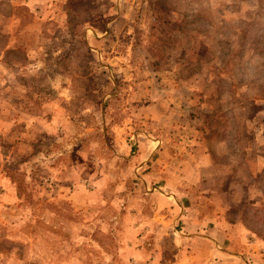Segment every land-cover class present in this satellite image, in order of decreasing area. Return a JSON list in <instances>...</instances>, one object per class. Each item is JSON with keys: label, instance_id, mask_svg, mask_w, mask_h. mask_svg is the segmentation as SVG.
I'll use <instances>...</instances> for the list:
<instances>
[{"label": "rangeland", "instance_id": "rangeland-1", "mask_svg": "<svg viewBox=\"0 0 264 264\" xmlns=\"http://www.w3.org/2000/svg\"><path fill=\"white\" fill-rule=\"evenodd\" d=\"M0 34V264H237L264 206V0H0Z\"/></svg>", "mask_w": 264, "mask_h": 264}, {"label": "trees", "instance_id": "trees-1", "mask_svg": "<svg viewBox=\"0 0 264 264\" xmlns=\"http://www.w3.org/2000/svg\"><path fill=\"white\" fill-rule=\"evenodd\" d=\"M147 3H149V1H147ZM71 6L72 5H69V8ZM70 12H71L70 9H67L68 16H70ZM20 17H21L20 25H21V27H23V26H25V24L31 23L33 14L28 9V7H23L22 9H20ZM167 17L170 18V21L174 23L175 30L178 31L179 33L190 34L192 31L199 30L198 25L194 23L195 19H198V17H197V15H193L191 12L171 10L169 13H167ZM136 20H137V23L143 21L141 19V17H138V16H137ZM138 30H139V28H138ZM153 32H155V29L153 30ZM239 32H240V30L237 29V33H239ZM152 35H153V33L149 36L152 37ZM156 37L157 38H163L162 35H159ZM0 43H2L5 48L8 47V35H1L0 34ZM154 43H155V39H154ZM157 50L159 52L160 57H158V62L156 63L157 64L156 68L160 69V67L162 66V65L160 66V64L166 63V61H165L166 55L164 56L165 51L161 47H157ZM4 59L5 60L10 59V55L8 53L5 54ZM261 100H264V97H261ZM205 131H206V128L201 130V133L204 135V138L210 139L211 137L206 135ZM257 147H259V145ZM241 155L243 157L242 153H241ZM254 171L255 170L252 169L250 171V173L253 174ZM261 171H264V167L260 170V172ZM5 173L13 182H17V187H18V190L20 192L23 188V183L21 180V174L18 173L17 171H13L10 168L9 164L5 165ZM247 211L253 212L256 215V217L253 220H255L260 225L264 226V206H250V207H248L242 211L241 214H243V217L242 218L240 217V220H241L242 224L245 226V228L257 235V232L255 231L253 225L251 224V221H248L247 217L244 216V214L249 213ZM260 238H262V237H260Z\"/></svg>", "mask_w": 264, "mask_h": 264}, {"label": "crops", "instance_id": "crops-1", "mask_svg": "<svg viewBox=\"0 0 264 264\" xmlns=\"http://www.w3.org/2000/svg\"><path fill=\"white\" fill-rule=\"evenodd\" d=\"M175 32H177V31L175 30ZM173 74L174 73H171V75H173ZM164 75H166V73ZM147 146H148V143H147ZM154 150H155V147H153V149L151 150V153L148 156H146L142 159L143 160L142 161V163H143L142 168H147V167L149 168L148 164H151V161L154 160L156 155L162 156V153L159 149L157 151L156 150L154 151ZM200 157L202 158V160L204 159V161H207V163H209L210 161L212 163L214 162L213 161V159H214L213 153H209L208 150L203 151L200 154ZM247 232H249V231L242 224L241 220L240 219L237 220V264L240 261H242L243 264H246V261L248 263H250V261H249L250 259L256 260L259 257V255H261V253H262V250H260V249L257 250V247H258L257 243L258 242L255 241L254 239H251L247 235ZM242 244H245V246L242 247Z\"/></svg>", "mask_w": 264, "mask_h": 264}]
</instances>
